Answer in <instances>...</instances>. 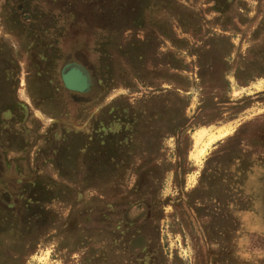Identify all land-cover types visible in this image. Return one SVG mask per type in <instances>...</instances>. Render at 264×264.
Here are the masks:
<instances>
[{"label": "rangeland", "instance_id": "obj_1", "mask_svg": "<svg viewBox=\"0 0 264 264\" xmlns=\"http://www.w3.org/2000/svg\"><path fill=\"white\" fill-rule=\"evenodd\" d=\"M1 193L0 264H264V0H0Z\"/></svg>", "mask_w": 264, "mask_h": 264}, {"label": "bare ground", "instance_id": "obj_2", "mask_svg": "<svg viewBox=\"0 0 264 264\" xmlns=\"http://www.w3.org/2000/svg\"><path fill=\"white\" fill-rule=\"evenodd\" d=\"M67 71H68V73L66 75V81H67L69 86L75 87V88H83L86 85L87 80H86V77L82 71H81L82 74L80 73V70H78L77 68H70ZM76 77H77V79H76ZM79 82L81 84H79ZM228 132H229V130L227 131V130L222 129V130H219L215 134H210V135L208 134L207 135V141L203 142L202 136H203L204 132L202 130L198 131V132H196V134L193 138L194 139V148L196 149L198 146H202V148L199 150V153L202 156L205 149H207L211 143L223 138L224 136L227 135Z\"/></svg>", "mask_w": 264, "mask_h": 264}, {"label": "trees", "instance_id": "obj_3", "mask_svg": "<svg viewBox=\"0 0 264 264\" xmlns=\"http://www.w3.org/2000/svg\"><path fill=\"white\" fill-rule=\"evenodd\" d=\"M213 1H214V4L216 5V7H218V5L219 6L223 5L226 2H231L232 0H213ZM0 197H2L0 199V207H2V210L4 209V210H6V212L13 215L15 213L14 209H15V205H16L15 199L13 200L9 195H6L5 193H3V194L1 193ZM18 201H19V203H22L23 210L27 214V212H28V210H27L28 206L27 205L28 204L26 201H28V199L27 200L25 199L24 201H23V199L22 200L19 199Z\"/></svg>", "mask_w": 264, "mask_h": 264}, {"label": "water", "instance_id": "obj_4", "mask_svg": "<svg viewBox=\"0 0 264 264\" xmlns=\"http://www.w3.org/2000/svg\"><path fill=\"white\" fill-rule=\"evenodd\" d=\"M69 66H72V68H77L79 69L80 71H82L86 77V85L83 87V88H75V87H71L68 85L67 81H66V75L68 73V71L66 72L65 69H67V67ZM65 70V72H64ZM60 80H61V83L63 85V87L68 90V91H73V92H78V93H84L86 91L89 90V87H90V78H89V75L87 73V71L79 64H76V63H69V64H65L62 68H61V71H60Z\"/></svg>", "mask_w": 264, "mask_h": 264}, {"label": "flooded vegetation", "instance_id": "obj_5", "mask_svg": "<svg viewBox=\"0 0 264 264\" xmlns=\"http://www.w3.org/2000/svg\"><path fill=\"white\" fill-rule=\"evenodd\" d=\"M70 68H72V66H69V67H67V69H65L66 71L68 70V69H70ZM75 68V67H74ZM65 70H64V72H65ZM79 70V69H78ZM80 73H81V71H80ZM82 74V73H81ZM78 75V74H77ZM76 79H77V77H76ZM79 84H81L80 82H79Z\"/></svg>", "mask_w": 264, "mask_h": 264}]
</instances>
